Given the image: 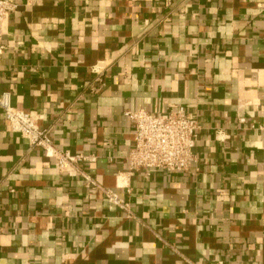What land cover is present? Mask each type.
<instances>
[{
    "label": "crops",
    "instance_id": "crops-1",
    "mask_svg": "<svg viewBox=\"0 0 264 264\" xmlns=\"http://www.w3.org/2000/svg\"><path fill=\"white\" fill-rule=\"evenodd\" d=\"M15 3L0 94L94 156L80 168L98 186L0 107V264H264V0ZM177 106L199 124L189 169L130 170L124 111Z\"/></svg>",
    "mask_w": 264,
    "mask_h": 264
},
{
    "label": "built area",
    "instance_id": "built-area-1",
    "mask_svg": "<svg viewBox=\"0 0 264 264\" xmlns=\"http://www.w3.org/2000/svg\"><path fill=\"white\" fill-rule=\"evenodd\" d=\"M16 6L15 0H0V40L2 25L9 11ZM2 45L0 44V52ZM0 107L13 132L21 134L29 146L40 147L45 156L51 158L61 171L80 173L87 184L97 183L80 168L83 161L94 162V156L82 153L73 154L60 150L54 144L49 129L40 128L34 111L16 110L10 105L7 93L0 94ZM124 115L133 120V144L127 155L130 170L142 169L146 174L154 169L176 173L189 169L195 160L193 147L197 138L199 124L196 116L185 107L177 106L165 112H153L145 109L124 111ZM106 198L120 208L127 209L125 203L112 189H103Z\"/></svg>",
    "mask_w": 264,
    "mask_h": 264
}]
</instances>
